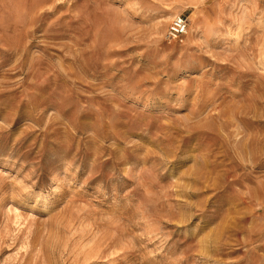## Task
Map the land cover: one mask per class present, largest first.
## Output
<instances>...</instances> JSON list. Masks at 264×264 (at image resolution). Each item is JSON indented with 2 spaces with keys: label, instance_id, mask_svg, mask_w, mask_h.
<instances>
[{
  "label": "rangeland",
  "instance_id": "rangeland-1",
  "mask_svg": "<svg viewBox=\"0 0 264 264\" xmlns=\"http://www.w3.org/2000/svg\"><path fill=\"white\" fill-rule=\"evenodd\" d=\"M0 264H264V0H0Z\"/></svg>",
  "mask_w": 264,
  "mask_h": 264
},
{
  "label": "built area",
  "instance_id": "built-area-1",
  "mask_svg": "<svg viewBox=\"0 0 264 264\" xmlns=\"http://www.w3.org/2000/svg\"><path fill=\"white\" fill-rule=\"evenodd\" d=\"M187 28L186 20L183 17H175L169 25L166 36L169 39H177L186 34Z\"/></svg>",
  "mask_w": 264,
  "mask_h": 264
},
{
  "label": "bare ground",
  "instance_id": "bare-ground-1",
  "mask_svg": "<svg viewBox=\"0 0 264 264\" xmlns=\"http://www.w3.org/2000/svg\"><path fill=\"white\" fill-rule=\"evenodd\" d=\"M187 33V32H186Z\"/></svg>",
  "mask_w": 264,
  "mask_h": 264
}]
</instances>
